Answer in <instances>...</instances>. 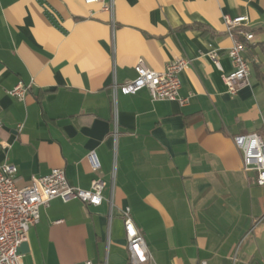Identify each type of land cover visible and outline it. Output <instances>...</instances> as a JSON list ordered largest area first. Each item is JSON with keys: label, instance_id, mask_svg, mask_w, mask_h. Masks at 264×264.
<instances>
[{"label": "crops", "instance_id": "obj_1", "mask_svg": "<svg viewBox=\"0 0 264 264\" xmlns=\"http://www.w3.org/2000/svg\"><path fill=\"white\" fill-rule=\"evenodd\" d=\"M113 2L111 14L84 0H0V164L18 167L20 187L53 168L83 189L106 183L100 205L42 207L23 263L130 264L129 207L152 254L144 264H264V185L234 142L264 135V0ZM224 14L247 16L254 34L236 35L251 65L236 95L223 79L233 69ZM211 48L219 65L201 55ZM179 57L190 60L188 103L153 101L147 88L114 93L139 58L163 70ZM19 82L25 98L10 94Z\"/></svg>", "mask_w": 264, "mask_h": 264}, {"label": "built area", "instance_id": "obj_2", "mask_svg": "<svg viewBox=\"0 0 264 264\" xmlns=\"http://www.w3.org/2000/svg\"><path fill=\"white\" fill-rule=\"evenodd\" d=\"M84 1L88 4L103 3L105 10L114 13L113 0L108 3L104 0ZM247 20L248 17L245 15L224 14L227 31L233 38V43L228 49L233 69L225 73L223 79L228 92L232 95L238 94L251 82V65L246 55V44L235 34L238 30V33L248 40L254 37L253 32L241 29ZM201 55L209 57L219 65L217 48H211ZM189 65L188 58L179 57L170 61L163 70H156L149 67L143 58H139L134 66L136 77L120 87L115 83L113 91L116 93L117 89H120L123 93L129 94L147 88L153 101L170 100L186 104L190 96L185 97L180 93L181 74ZM29 88L30 86L19 82L10 90V94L25 98ZM118 132V125L115 124V137ZM234 142L242 154L243 170L254 171L258 184L264 185V135L259 132L237 134L234 136ZM88 157L93 170L98 171L101 165L96 153L90 152ZM17 175L18 167L15 164H0V264H24L19 246L28 239L30 229L39 222L42 207H48L55 198H61L65 202L78 199L90 206L100 205L106 184L101 177H95L89 189L74 186L70 183L64 168H53L48 174L33 178L30 184L23 187L17 185ZM121 215L130 264L148 262L152 259V254L143 233L133 219L131 209L129 207L122 209ZM201 264L207 263L203 261Z\"/></svg>", "mask_w": 264, "mask_h": 264}, {"label": "trees", "instance_id": "obj_3", "mask_svg": "<svg viewBox=\"0 0 264 264\" xmlns=\"http://www.w3.org/2000/svg\"><path fill=\"white\" fill-rule=\"evenodd\" d=\"M241 29H242V30H244V31H250V30H248V28H246V29H244V28H241ZM239 30H240V29H239ZM235 34H236V35H238V34H239V33H238V30H236V31H235ZM239 38H240V39H243V38H241V37H239Z\"/></svg>", "mask_w": 264, "mask_h": 264}]
</instances>
